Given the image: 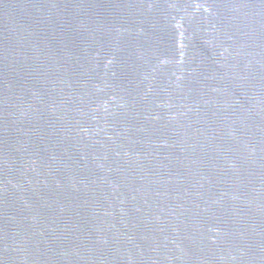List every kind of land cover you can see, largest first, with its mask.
Returning a JSON list of instances; mask_svg holds the SVG:
<instances>
[{
    "label": "water",
    "instance_id": "1",
    "mask_svg": "<svg viewBox=\"0 0 264 264\" xmlns=\"http://www.w3.org/2000/svg\"><path fill=\"white\" fill-rule=\"evenodd\" d=\"M0 264H264V0H0Z\"/></svg>",
    "mask_w": 264,
    "mask_h": 264
}]
</instances>
